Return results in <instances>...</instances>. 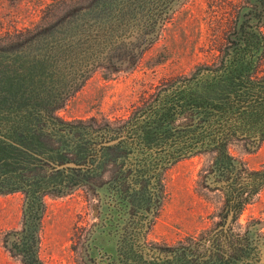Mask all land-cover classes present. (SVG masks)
Segmentation results:
<instances>
[{"label":"trees","instance_id":"trees-1","mask_svg":"<svg viewBox=\"0 0 264 264\" xmlns=\"http://www.w3.org/2000/svg\"><path fill=\"white\" fill-rule=\"evenodd\" d=\"M171 1L74 6L75 0H54L42 9V24L0 36V194L24 199L11 246L20 264H44L37 236L44 199L67 190L79 192L88 212L100 213V223L83 231L94 264H260L256 225L231 223L226 232L172 244L149 238L168 171L181 160L211 157L207 175L222 183L219 191L235 215L264 189V168L248 169L229 152L264 142V33L258 25L234 12L235 30L223 34L227 47L215 48L211 61L187 74L163 78L123 114H59L105 54L135 34L133 23L163 25ZM111 140L118 141L103 145ZM66 163L80 167L58 168ZM77 230L70 234L74 253L80 252L73 247L81 241Z\"/></svg>","mask_w":264,"mask_h":264},{"label":"rangeland","instance_id":"rangeland-1","mask_svg":"<svg viewBox=\"0 0 264 264\" xmlns=\"http://www.w3.org/2000/svg\"><path fill=\"white\" fill-rule=\"evenodd\" d=\"M52 1L0 0V36L42 24L41 11ZM91 1L75 0L74 6ZM249 11L250 16L247 15ZM234 12H239V21L249 20L264 33V0H172L168 6V19L163 25L158 23L153 28L143 21L133 23L136 32H140L119 42L105 54L100 65L93 68L82 84L62 102L59 114L65 119L100 114L113 117L131 110L139 95L158 86L163 78L187 74L194 66L211 61L215 48L227 47L228 40L223 34H232L235 30L238 18L232 19ZM229 152L248 169L264 168V142L237 144L231 146ZM210 159V156L192 157L170 168L166 197L149 236L150 241L172 244L189 235L210 237L223 227L230 210L219 191L222 183L217 184L213 175H207ZM44 203L37 233L38 255L42 262L94 264L87 251L89 236H84L83 231L87 223L91 226L100 223L98 210L88 212L87 204L76 190L51 194ZM23 207L21 194H0V264H20L11 252V246L14 233L21 228ZM233 219L232 227L241 224L259 228L262 235L260 264H264V189L237 215L234 214ZM74 227L81 236V241L73 243L79 253L72 251L70 242Z\"/></svg>","mask_w":264,"mask_h":264},{"label":"water","instance_id":"water-1","mask_svg":"<svg viewBox=\"0 0 264 264\" xmlns=\"http://www.w3.org/2000/svg\"><path fill=\"white\" fill-rule=\"evenodd\" d=\"M117 141L118 140H111V141H108V142L103 143V145L104 146H108V145L114 144ZM66 167H76V168H79L80 166H77V165L72 164V163H66V164H63V165L59 166L58 168H66ZM233 216H234V212L232 210H230L229 211V214L227 216V219H226L225 224L223 225L222 228H220L218 230H222V231L226 232L227 229H228V227L230 226V224L232 222Z\"/></svg>","mask_w":264,"mask_h":264}]
</instances>
